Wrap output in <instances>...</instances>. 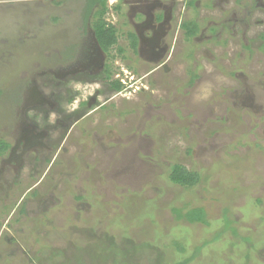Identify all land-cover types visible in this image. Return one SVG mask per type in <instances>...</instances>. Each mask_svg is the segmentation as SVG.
Returning <instances> with one entry per match:
<instances>
[{
	"label": "rangeland",
	"instance_id": "1",
	"mask_svg": "<svg viewBox=\"0 0 264 264\" xmlns=\"http://www.w3.org/2000/svg\"><path fill=\"white\" fill-rule=\"evenodd\" d=\"M87 1L0 0V264H264V0H174L164 61L128 38L155 0H106L108 53Z\"/></svg>",
	"mask_w": 264,
	"mask_h": 264
},
{
	"label": "trees",
	"instance_id": "2",
	"mask_svg": "<svg viewBox=\"0 0 264 264\" xmlns=\"http://www.w3.org/2000/svg\"><path fill=\"white\" fill-rule=\"evenodd\" d=\"M190 4L194 5V1L193 0L190 1ZM87 5H88V10L86 14V19H88L90 15H92V17L94 18L93 19L94 35L96 37L99 46L105 52L108 53L113 46H116L118 44L119 34L116 26L111 22L107 21L105 17L108 12L106 0H88ZM181 27L184 29L186 38L189 41L190 40L192 41V39L197 35L199 31V25L196 20L184 21L181 24ZM216 28L217 27H213L211 29L212 32L217 31ZM128 38L131 40L132 49L136 51L137 43H138L136 33L128 32ZM119 52L120 53L124 52V48L119 47ZM106 72H107L106 74L107 78L110 79L112 75V70H110L107 67ZM196 78H197V74H193L191 82L193 83L194 79ZM110 85L114 90L117 91H120L124 88V84L118 79L112 80ZM9 149H10V143L5 141L4 139H0V156L3 155ZM168 178L172 183L187 188L198 184L201 180V175L199 172L195 170L188 169L183 164L174 163L169 170ZM175 210L177 213V217L180 219L185 218L186 220L192 223L207 222L206 211L203 207L193 208L185 212L180 209H175ZM202 247L203 245L196 247L195 255H197L201 251ZM185 263L186 262H182L181 264H185Z\"/></svg>",
	"mask_w": 264,
	"mask_h": 264
},
{
	"label": "flooded vegetation",
	"instance_id": "3",
	"mask_svg": "<svg viewBox=\"0 0 264 264\" xmlns=\"http://www.w3.org/2000/svg\"><path fill=\"white\" fill-rule=\"evenodd\" d=\"M171 1V2H170ZM169 2H164L161 0H155L140 6L139 9L134 13V16L143 17L144 19H140L138 23L134 22V26L136 28V35L138 39L137 43V51L140 56L146 54L149 58L152 59H161L164 61L167 54V44L165 41V35L168 34V30L165 27L169 26V19L172 15V7L174 5V0H170ZM170 3L171 5H168ZM86 7L87 2L85 4V17H86ZM90 15L88 19L91 17ZM136 19V18H135ZM147 29V31H145ZM164 40V41H162ZM99 46V45H98ZM145 46V49H144ZM99 48V47H98ZM135 52V51H134ZM73 53V52H71ZM106 64L101 60L97 63L99 70H103ZM127 92L131 91L129 88L126 90ZM94 101L96 99H93ZM102 104L99 105V108ZM13 153V150H11Z\"/></svg>",
	"mask_w": 264,
	"mask_h": 264
},
{
	"label": "clouds",
	"instance_id": "4",
	"mask_svg": "<svg viewBox=\"0 0 264 264\" xmlns=\"http://www.w3.org/2000/svg\"><path fill=\"white\" fill-rule=\"evenodd\" d=\"M128 90V89H127ZM126 91V90H125Z\"/></svg>",
	"mask_w": 264,
	"mask_h": 264
},
{
	"label": "built area",
	"instance_id": "5",
	"mask_svg": "<svg viewBox=\"0 0 264 264\" xmlns=\"http://www.w3.org/2000/svg\"><path fill=\"white\" fill-rule=\"evenodd\" d=\"M127 92V91H126Z\"/></svg>",
	"mask_w": 264,
	"mask_h": 264
}]
</instances>
